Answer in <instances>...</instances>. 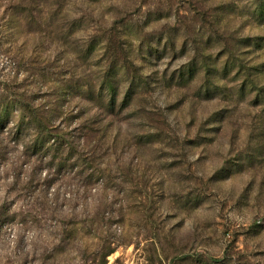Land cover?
Returning a JSON list of instances; mask_svg holds the SVG:
<instances>
[{"label": "rangeland", "instance_id": "1", "mask_svg": "<svg viewBox=\"0 0 264 264\" xmlns=\"http://www.w3.org/2000/svg\"><path fill=\"white\" fill-rule=\"evenodd\" d=\"M0 264H264V0H0Z\"/></svg>", "mask_w": 264, "mask_h": 264}]
</instances>
